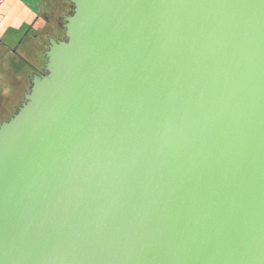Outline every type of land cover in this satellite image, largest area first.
<instances>
[{"label": "water", "instance_id": "obj_1", "mask_svg": "<svg viewBox=\"0 0 264 264\" xmlns=\"http://www.w3.org/2000/svg\"><path fill=\"white\" fill-rule=\"evenodd\" d=\"M0 123V264H264V0H67Z\"/></svg>", "mask_w": 264, "mask_h": 264}, {"label": "crops", "instance_id": "obj_2", "mask_svg": "<svg viewBox=\"0 0 264 264\" xmlns=\"http://www.w3.org/2000/svg\"><path fill=\"white\" fill-rule=\"evenodd\" d=\"M70 5L67 0H0V123L17 111L30 77L43 69L49 39L65 36Z\"/></svg>", "mask_w": 264, "mask_h": 264}, {"label": "rangeland", "instance_id": "obj_3", "mask_svg": "<svg viewBox=\"0 0 264 264\" xmlns=\"http://www.w3.org/2000/svg\"><path fill=\"white\" fill-rule=\"evenodd\" d=\"M62 6V5H61ZM72 10H73V5H70V7H69V10H67V13L69 12H72ZM63 22V21H62Z\"/></svg>", "mask_w": 264, "mask_h": 264}, {"label": "flooded vegetation", "instance_id": "obj_4", "mask_svg": "<svg viewBox=\"0 0 264 264\" xmlns=\"http://www.w3.org/2000/svg\"><path fill=\"white\" fill-rule=\"evenodd\" d=\"M64 38H65V36L62 39H64Z\"/></svg>", "mask_w": 264, "mask_h": 264}, {"label": "trees", "instance_id": "obj_5", "mask_svg": "<svg viewBox=\"0 0 264 264\" xmlns=\"http://www.w3.org/2000/svg\"><path fill=\"white\" fill-rule=\"evenodd\" d=\"M70 14H71V12H70Z\"/></svg>", "mask_w": 264, "mask_h": 264}]
</instances>
